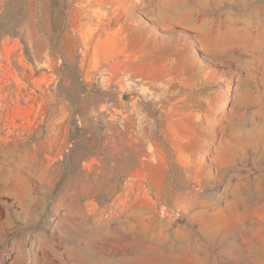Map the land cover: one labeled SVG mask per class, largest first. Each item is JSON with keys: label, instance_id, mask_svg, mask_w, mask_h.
I'll return each instance as SVG.
<instances>
[{"label": "rangeland", "instance_id": "obj_1", "mask_svg": "<svg viewBox=\"0 0 264 264\" xmlns=\"http://www.w3.org/2000/svg\"><path fill=\"white\" fill-rule=\"evenodd\" d=\"M0 264H264V0H0Z\"/></svg>", "mask_w": 264, "mask_h": 264}]
</instances>
